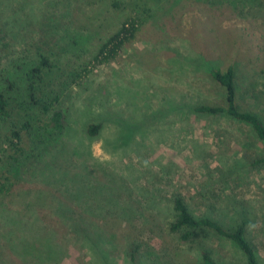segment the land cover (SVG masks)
<instances>
[{"label":"rangeland","instance_id":"rangeland-1","mask_svg":"<svg viewBox=\"0 0 264 264\" xmlns=\"http://www.w3.org/2000/svg\"><path fill=\"white\" fill-rule=\"evenodd\" d=\"M143 14L115 60L76 80ZM40 53L57 69L38 97H58L66 114L54 139L41 129L49 114L22 91ZM230 67L239 105L264 122V0H0V91L15 85L0 118V264H203L202 248L246 264L230 240L172 232L175 195L198 219L243 224L264 264V168L250 162L261 144L251 127L195 111L224 104L210 73Z\"/></svg>","mask_w":264,"mask_h":264},{"label":"trees","instance_id":"trees-1","mask_svg":"<svg viewBox=\"0 0 264 264\" xmlns=\"http://www.w3.org/2000/svg\"><path fill=\"white\" fill-rule=\"evenodd\" d=\"M113 6H118L114 1ZM148 11H146V14ZM146 14L141 17H130L123 22L120 30L111 36L99 49L97 56L89 63L87 68L76 73V80L82 79L84 75H88L92 69H96L101 65L108 64L115 60L124 46L135 40L140 27L146 22ZM91 67V69L89 68ZM57 69L54 62L43 53L39 54V61L35 64L25 76V84L23 86V95L27 99L26 104L30 107H41L44 113L49 114L48 121L44 122L41 129L49 139L64 134L66 128V114L57 109L58 97L51 99L49 104L43 103L38 94L42 91V87L46 86L49 76H52ZM212 79L218 83L225 92L224 104L205 103L195 109L201 115L213 117H225L231 121L251 127L255 134V140L261 144L258 147L257 154L254 158H250L251 166L256 169L264 168V122L260 117L249 110L242 109L238 103V85L236 81V73L233 67L227 71L219 70L211 71ZM76 82V81H75ZM15 89L14 83H8L6 91H0V118L8 119L11 116V99L8 97L9 92ZM33 126L31 122L24 124L22 130L30 133ZM100 130V125H91L89 134L96 136ZM10 144L14 150V155L10 156L12 161L17 162L24 150L21 147L23 136L21 130H13L11 133ZM42 134L37 138H41ZM257 146V144H255ZM6 181L9 179L6 178ZM9 193V189L2 183L0 174V195ZM173 208L176 215L175 222L171 225V231L178 233L180 239L184 242H195L197 238H204L210 233L216 236L232 241L244 254L246 264H261L260 258L255 247L246 237V228L243 224H239L235 229H227L220 222L212 218H196L190 210L189 205L181 195H175L173 199ZM201 258L203 264H220L215 258L211 250L202 248Z\"/></svg>","mask_w":264,"mask_h":264}]
</instances>
